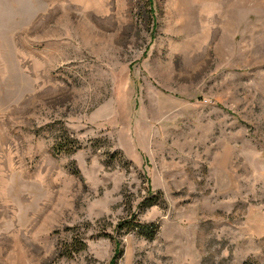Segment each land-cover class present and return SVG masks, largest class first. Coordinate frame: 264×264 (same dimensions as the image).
<instances>
[{
  "label": "rangeland",
  "instance_id": "obj_1",
  "mask_svg": "<svg viewBox=\"0 0 264 264\" xmlns=\"http://www.w3.org/2000/svg\"><path fill=\"white\" fill-rule=\"evenodd\" d=\"M0 264H264V0H0Z\"/></svg>",
  "mask_w": 264,
  "mask_h": 264
},
{
  "label": "trees",
  "instance_id": "obj_2",
  "mask_svg": "<svg viewBox=\"0 0 264 264\" xmlns=\"http://www.w3.org/2000/svg\"><path fill=\"white\" fill-rule=\"evenodd\" d=\"M150 204H153V202L151 201ZM135 227H144V226H141V224H137Z\"/></svg>",
  "mask_w": 264,
  "mask_h": 264
}]
</instances>
